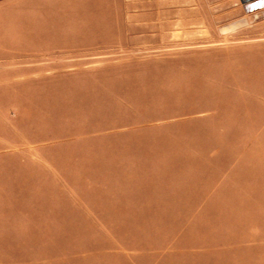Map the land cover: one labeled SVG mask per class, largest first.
<instances>
[{
  "label": "rangeland",
  "instance_id": "374dc122",
  "mask_svg": "<svg viewBox=\"0 0 264 264\" xmlns=\"http://www.w3.org/2000/svg\"><path fill=\"white\" fill-rule=\"evenodd\" d=\"M0 264H264V0H0Z\"/></svg>",
  "mask_w": 264,
  "mask_h": 264
}]
</instances>
